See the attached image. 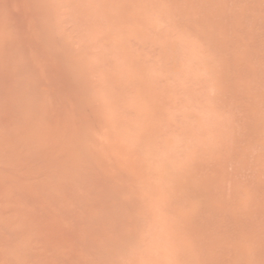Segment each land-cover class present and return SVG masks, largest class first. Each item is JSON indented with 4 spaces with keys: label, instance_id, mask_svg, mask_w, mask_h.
Wrapping results in <instances>:
<instances>
[{
    "label": "bare ground",
    "instance_id": "1",
    "mask_svg": "<svg viewBox=\"0 0 264 264\" xmlns=\"http://www.w3.org/2000/svg\"><path fill=\"white\" fill-rule=\"evenodd\" d=\"M86 1L90 6L88 4L86 6V3H83L81 0H0V264H111V262L121 258V254L125 247V239L133 229H139L140 232L138 245H140L144 237L145 240H149L151 243L150 244L149 241H143L144 246L145 244H147L146 247L148 246V248L152 247V244L155 247L161 246V244L155 245L160 242V233L154 230L157 229L154 228L157 225L152 223L153 219H155V215L158 214L153 213V206H155L153 203L159 198L156 204H161L162 212L164 213L165 208L166 211H169L172 209L171 206L174 207L173 203L176 207V202L179 198L177 199L178 196L175 197L177 194H175V192L181 188H185L188 191L187 197L189 198L188 201L190 202L189 206H191V210L189 212L187 210L188 213L185 215L186 219L184 218L185 220H183H187L189 223L186 222L188 224L187 226H185L186 223L183 224L184 227H188V229L186 228L185 232V228L181 225L183 229H179L181 233L178 234V236L181 234L183 237L187 236L190 240V242L187 243L194 248L190 251L189 249L184 250V248L181 247L182 250L186 251V253L187 251H195L193 252V256L182 251L184 252L183 256L181 255L182 252L179 253L180 251L176 250L177 253L173 250L178 256L180 255L179 257L176 255L179 259H187V256L190 255L191 257L188 256L189 259L192 258V261H198L200 264H264V192L262 191L264 189V177L262 176L263 179L258 180L260 184L259 188H262L260 193L257 191L258 195L257 193L255 194L257 195L256 198H259L258 200L252 197L251 193L250 196L248 195L249 198L247 196L248 193H241L243 189L246 188L245 190H247L248 187L246 186H249L250 183H245V185H243L244 188L241 186L244 181L241 183V181L239 182L238 180V185L241 184L239 185L240 187H234L238 193L235 191V195L230 198V201H227L225 197L228 195L225 196L224 193L223 196L222 191L228 190L227 186L230 184V179L228 185H225L227 187L226 189L221 190L222 188L214 185L218 184L215 183L217 176L221 179L218 178L219 181L217 180V182H222V178L224 182L234 175H229L230 172H233L232 169L234 167L232 168V165H230L231 171H229V173L226 169L229 168L227 165L229 164L228 162H231V159L228 162L221 161V163L217 160V163L214 160L212 161L211 157V161L205 163L200 162V167L202 165L203 169H207L209 175H204L205 177L202 175L203 178H201L197 171L195 174L197 176L199 174V176L198 178L195 176L197 179L194 180L191 179L190 173V176H184L182 174L183 172L181 173L182 175L179 174L180 171H177V174L173 166V169L169 168L168 164L172 157L169 159L168 164L164 161L167 159V156L164 155L166 153H164V149L167 151L168 148L169 151V146L175 149L174 147L179 145L176 142L177 140H175L177 134L175 135V133H173L175 135L174 137L171 132H169V134L168 131H165L170 126V122L167 123V112L169 110L165 109L168 97L166 100L165 95L166 92L169 96V93L173 95L176 91L170 88L167 91L166 87L169 86L168 79H166V81L164 79L163 81V77L161 78V74H159L160 71L157 74L155 69L157 67L155 66L154 75L152 73L154 72L153 69H150L148 74L144 77H139L138 75L139 70L145 68V61L148 62L152 60L150 57L155 54V52L150 55L151 51L157 48L154 49L156 45L154 42L153 44H149V42L154 40L151 39L152 36H150L149 32H146L145 35L142 33L146 27L147 29L145 31L150 29V27L148 29V26L150 25L149 22L152 23V18L150 19L151 21L148 20L149 25L144 23L146 26H144V29L141 25L142 28L139 27L138 24L140 23L138 21L137 24L135 22V19L139 15L143 16L142 18L144 20H140L142 18H139L143 25V21L148 17L145 13L148 8L144 2L146 1L148 3V7L149 2L147 0L141 2L142 4L140 6L143 5V7H141L143 11H141L142 9L140 10V6L137 8V4H135L136 6L134 5L135 11L139 9L136 12L139 13L141 11L140 14L137 15V13L135 14V12H133V4L136 0H129L132 5L128 4V0H125L126 2H124V5L127 7L125 10L128 12L133 9V11H129V16L127 14V16H125L126 20L124 21L122 20L124 17L121 18L118 16L119 19L115 17V19L120 20L121 23L119 22V24L116 20L112 19L114 22L113 24L111 19L107 21V16L105 15L108 14L109 17L111 13L110 10H116L117 8L115 9L112 7L109 13L107 12V14H105V10L101 8L104 5V1H91L93 4L97 2V6H100L97 7L95 4L97 8L90 4V0V3L88 0ZM100 1H102L101 4L98 3ZM116 1L118 2V0ZM121 1L123 2V0ZM187 1L189 2V0ZM187 1L184 0V3H182L185 4ZM247 1L254 3L251 9L255 11L253 14L249 15L252 13L250 12L249 2L246 5L245 1L241 0V3L245 5L244 8L249 5V9L242 10L243 5H240L242 10H240V14L245 15L248 13L245 16L248 18L251 16L254 22L253 24H255L257 22V16L254 15V13L256 14L258 12V18L262 21L260 22L258 20V22L262 24L258 23L259 25L257 24L254 26L252 24L251 28L255 30V33L250 34V32L247 31L245 32L247 36L244 35V37L240 36L242 28L239 29L241 30L240 32L238 31L239 37L235 36L234 32L235 38L227 28V31L229 34L231 33L232 37L229 36L233 39L221 42L220 44L221 49L225 48L227 50V57L225 51H220H222L225 58L228 59L230 72H226L227 69H224L227 76L229 77V74L233 73L241 75L248 80L251 74V71L248 72L250 66L247 65L248 61L250 63L251 58L254 59V57L257 56L261 58L264 57V51L260 46L259 49L257 48L258 45L264 42V0H262L263 3H261V0H246V2ZM137 2L140 4L139 0H137ZM188 2L186 4H188ZM191 2H189L188 5L185 4L187 7L182 6V3L179 4L174 1V3L177 4L175 7L172 2V5L176 8L175 10L173 9V13H176V11L179 12L181 8H186L185 10H187L188 13ZM209 2L206 3L210 4ZM236 2L238 3L237 0ZM109 3L112 2H107L104 7ZM116 4L114 5L117 6ZM178 4L181 7L178 6ZM110 5H108V8ZM201 5L204 6L203 4ZM152 6L154 5L152 4ZM193 6L196 5H192V8ZM99 8L101 11L103 10V12L96 13V9L100 11ZM152 9L150 7L149 11H147L150 17ZM197 9H195L196 12L194 11L195 14L193 13L195 16L199 11H197ZM122 12L125 15L124 10ZM143 12L146 15L143 14ZM214 12L216 11L214 10ZM214 12H212V14L216 16ZM221 12L222 18L223 11ZM236 12L237 11H235V14ZM181 13L179 12L180 16ZM225 14L226 13H224V16ZM179 15H175L174 19L178 20V18H180ZM207 15L209 14L206 12L204 19H202L203 21H205V19L208 21V18L211 19ZM111 16V18H114L113 13ZM188 16L190 15L188 14ZM191 16L195 19L193 15ZM254 16H256V18H254ZM131 17L135 18L134 25L131 23L133 19ZM200 18L201 16L198 17L199 21ZM226 18L228 20V17H224V19ZM104 19L106 22H104ZM128 19H130V22ZM212 19H214V17H212ZM183 20L186 22L184 16ZM183 20L180 19L177 21L179 22V26L185 24ZM234 20L237 19L234 18ZM122 21H126V29H129L131 26L129 33H127V31L124 32V29L123 33H121V25L122 28H125V24ZM127 21L130 26L127 24ZM193 21H196V19ZM217 21L219 22V18L218 20L214 19L211 21V24L213 25V23ZM244 21L246 22L247 19ZM221 22V25L219 24L220 26H216L222 29L225 25ZM232 22L234 23V21ZM238 22L240 21L238 20ZM118 24L120 28L117 27ZM208 24L210 23H207V25ZM191 25L186 22L183 29H185V26L188 29L187 26H189V28L192 27L195 32L196 28L199 27L196 26L194 29L193 26L195 25L193 23H191ZM249 25L250 24H248V27L250 28ZM133 26L139 30L143 29L140 33H137L141 34V36L143 34V37L140 35L139 37L141 38V42L143 40L142 44L144 45L141 47L142 49L144 48V51L139 50L141 44L138 45L137 42L140 41V38L135 36L138 41L135 38L134 42L132 37H130L131 33L134 38L133 32H130ZM255 26H259L257 27V31ZM203 28H205L204 25ZM206 28H210V26L208 25ZM151 30L152 29H150V33L153 34ZM190 30L191 29H189V32ZM194 32L193 35L197 34L199 37L200 30L199 32L196 30L195 34ZM211 32L209 31L210 35L212 34V36H214L215 34L213 31ZM190 33H192V30ZM147 34L149 35L147 36ZM204 34L203 32L201 36ZM217 34L218 33H216V35ZM222 34L223 33H221V35ZM145 36L148 38L150 36L151 41ZM204 36L205 38L206 36L209 37L208 34ZM214 38L218 41V39H216L217 37ZM218 38H220V36H218ZM224 38H226V36ZM157 39L154 41L157 42ZM158 40H161V38L159 37ZM164 40H161L162 43H165ZM111 43H115V46ZM157 43L159 45L160 41ZM161 44L160 46L163 45ZM217 44H219V42ZM244 44L255 46V48H253V50L256 49L255 51L248 50L251 56L253 55L254 57H251L249 52H246V50L249 49L247 46V49H242V45ZM129 45H133V47L139 49H135L133 53L132 50H134V48L130 50ZM149 45L151 47L153 46L152 48L154 50H152ZM113 47L114 49H110ZM162 48H165V46L157 48L160 51H156V55H154L155 58H158L156 56H159V52L161 53ZM229 48L231 49L228 50ZM250 48L252 49L251 46ZM138 50L143 53L146 51L145 56H150L149 58L151 60H147L149 58L146 59L145 56L143 57L144 54L141 55ZM164 52L165 51H163V54L161 53L159 57H166L164 56ZM142 58H144L143 61L141 60ZM221 59L223 60L222 57ZM118 60H122L121 64L123 62V65H121ZM164 60H166V58ZM261 60L264 62L263 58ZM116 62L118 65L115 64ZM164 65L165 63L161 64L159 67L163 68ZM163 69L161 73H165L167 78V70L165 71L166 67ZM256 69L261 71L258 65ZM151 70L153 77L156 75L152 80V76L149 73ZM220 70L221 69H219V71ZM221 73L219 72V75H221ZM227 76L223 77L227 78ZM257 76L259 77L260 75L257 74ZM156 77L158 78L157 81L155 79ZM263 77L264 76L261 78L260 76L257 81L264 87V84L261 83ZM250 79L254 80L251 77ZM221 80L220 85L222 86L221 90H223V88H225L223 84L227 83L225 82L227 80L223 81V78H221ZM232 80L235 81L237 79ZM151 81H153L154 87ZM254 81H252V84L247 82L248 86L249 84L250 86L256 84ZM259 82H257L256 87H254L256 90L260 87ZM247 83H240V85H244L243 87L241 86L242 88L239 87L240 85L238 84V86H233V90H235V97L233 95L234 99L237 98L238 100H242L244 104L236 103L234 100L233 102L236 103L235 105H237V107L239 105V110L242 108V112L250 119V121H248L249 119L245 118L247 121L246 126H242L243 130L244 128L246 130V132L243 131V133L245 132V136L240 134V137L244 136L241 142L242 140H246L248 146L250 145L251 147V144L248 143L249 141L253 140L256 141V144L257 142L259 144L262 139H264V112L261 114L259 108L260 105L263 107V104L260 103L263 97L260 98V100L258 98L260 101L258 102L260 104L258 106L254 98L257 99L259 92L257 93L253 88L252 91L257 93L256 97L253 96L249 88L250 86H246ZM155 85H158L159 87H157L159 89L156 88ZM226 86L227 88L225 89H228V84ZM154 88H156V92ZM243 88L246 89L244 90ZM260 88L262 89V87ZM229 91L228 89V92ZM233 92L234 91H232V93ZM176 94H174L173 97H178ZM261 95L260 93V96ZM228 101L229 99L227 102ZM172 103H175V101H172ZM225 104L222 105L226 107L227 105L225 106ZM231 105L233 104L231 103ZM215 107L217 108V105ZM228 108L230 109L229 105ZM229 109L225 108L224 112L222 109L220 111L225 113V110L227 112ZM166 110L168 111L166 112ZM239 110H237V114L241 113V110ZM105 113H107L110 118L106 119ZM169 116L172 120V113ZM239 116L240 115L237 117ZM244 121L245 120H243V123ZM165 123L166 125L168 124V127L166 126L167 128H165ZM215 123L216 122H214V124ZM170 124L178 125L176 120L174 123L171 122ZM181 124L182 126L184 125L182 122ZM177 125L175 126L177 127ZM240 125L242 124H239V127H241ZM176 127H174L173 130H175ZM236 127H238V125ZM170 130H172V128H170ZM209 131L211 132L213 130L209 129ZM209 131H205L204 133L207 134ZM165 132H167L168 138H174V143H176L175 146L174 143L171 142L172 145L166 146L168 142ZM204 133H202V135L206 136ZM212 133L213 132H211V134ZM185 134H187V132H184V135ZM211 134L209 133L210 136ZM184 135L182 136V134H180V137L182 136L184 138ZM236 135H238V133ZM213 136L214 135H212V137ZM187 137L184 139H189V141H191V136L189 138L187 135ZM199 138L200 142L198 138L196 139L198 140L197 145H195L196 147L199 143L203 144L205 142L204 144H206L207 142H202L203 140L201 141V137ZM210 141L212 142V140L208 142ZM193 143H196V141L192 142V148L194 145ZM212 143L213 146H215V142ZM204 144L202 150L206 147ZM209 146H211L210 143ZM186 147L188 150V144ZM190 147L188 151L192 153L193 150L191 151ZM208 147H206V149ZM220 147L221 146L218 147L219 150H224V146H222L223 148L221 147L222 149H220ZM181 149L182 147L180 146V150ZM215 149L213 148V150H211L209 147V149H207L208 151H204L205 153L202 152L204 155L208 153L211 156L212 154L209 152L212 151V153H214L216 151ZM187 150L184 152H187ZM221 151L219 152L220 154L222 153ZM245 153L246 152L240 148L239 152L234 154V158H232L234 160L238 155L243 157L242 155ZM257 153L259 156L260 153ZM208 154L207 156L209 158ZM196 155L199 157L198 153ZM204 155L203 161H205L204 159L208 160L204 158ZM214 155L215 153L212 155L215 158L216 155ZM221 155L224 156L225 153ZM261 155L263 157L256 162L259 166L261 165L260 167L264 165V154L261 152ZM193 156L195 157V155ZM220 156L218 158H220ZM194 157L192 158V162H195L196 157ZM178 158H180V156H178ZM173 159L171 161L172 164H175L174 167L176 166V168H178V163H175V160L173 163ZM183 159L184 161L186 160L182 158L181 164ZM198 159H200V157ZM187 161H185V164ZM203 164H205L206 167ZM245 164L247 165V162ZM183 165L184 164L181 166L184 167ZM239 165L241 167V163ZM239 165L237 157L238 167L235 168H238L240 171L238 170L235 174L238 172L241 173V171L246 169L242 165L244 168L241 170ZM263 167L262 169L264 170ZM180 168L181 167H179L178 170ZM190 168H193L195 171L199 170V166L197 167L196 165L195 167L191 165L189 169ZM191 173L193 174L194 172ZM226 173H228L227 176L229 175L228 178L226 176L221 177L220 174L226 175ZM242 173L245 175L247 171ZM214 176H216L215 179L212 178ZM248 178L250 177L248 176ZM237 179H240V177ZM234 180H236V177L233 181ZM244 180L247 179L244 178ZM221 182L220 184H222ZM253 183L254 185L252 184V186L255 187L257 183ZM229 186H231V184ZM168 188H172L171 190L174 191L173 194H175L173 199H170L173 194L170 192L167 193L171 194H169V197H166V199H170V203L172 202L171 206L168 205V199L165 200L167 203L162 201L164 200L162 199L164 198L162 195H164L165 191H168ZM239 189L241 190L239 191ZM227 190L224 192H227ZM250 190L249 192H251ZM260 194H263L260 196L261 198L259 197ZM180 196L181 194L179 197ZM183 197L181 199L185 198ZM160 199H162L161 203L159 202ZM152 201L153 203L151 205L153 208L151 211V205L149 208V203ZM183 201L182 203H184ZM253 202H257V205H250ZM163 203L167 204V207H162ZM178 206L176 208H178ZM182 207H186L185 203L182 204ZM160 209H155V212L158 210L160 213ZM166 211L165 213L168 214V216L166 214L164 216L162 212L160 213L161 215H159L165 219L162 220L164 224L166 222L165 225L167 229H169V223L170 227L172 226L170 229L178 227L176 225L174 226L172 222L173 219L171 218L175 215L176 209H173V214L170 212L167 213ZM166 216L170 217L167 218ZM158 217L156 218L160 219ZM167 219H171V222L168 221L169 223H167ZM156 221L162 223L161 219L160 222L159 220ZM156 221L155 223L157 224ZM150 223H152L153 226H150ZM148 225L152 227L151 230L156 232L155 234L158 232V239L153 233L152 236H147V233H145L146 236H144V232L147 231ZM160 225L158 226L159 229L161 228ZM165 231L166 233H170L165 229L163 233ZM174 232L175 231H173V233ZM177 233H179V231H177L176 234ZM170 235L171 237L167 236L168 238H165V240L168 239L169 242L175 241L176 235ZM149 236L153 238L149 239ZM178 236L176 237L178 238ZM151 239H153V242H156V240L158 242H154V244L151 242ZM184 239L185 237L183 240ZM165 240H163V245H166ZM176 242L178 243V240L175 241V244ZM169 244L171 243H167V245ZM189 245L186 246L185 244L184 247L187 249ZM140 246L141 248L139 247V250L142 249V244ZM169 246L172 247V245ZM171 247L170 249H173ZM191 247L190 249H192ZM148 248H145L146 252L151 249ZM168 248L167 246V250L170 251ZM158 249L157 247V251ZM143 250L144 249L139 252ZM159 250H161V248ZM156 252H153V254H155V257H153L156 258L155 261L158 259V254H156ZM166 253L165 255L174 259L175 254L172 253L174 255L172 257L168 252ZM149 254L151 255V253ZM158 256L160 257V255ZM162 256L164 255L162 254ZM137 257L139 259L140 257L145 258L143 255H137ZM141 259L140 261H142ZM148 259L150 260L151 258ZM152 260L150 262H154V260ZM163 260L159 259L160 262L157 261L159 264L166 263V261ZM157 261L154 263L157 264ZM143 262L147 264V260ZM168 262L167 260V263Z\"/></svg>",
    "mask_w": 264,
    "mask_h": 264
},
{
    "label": "rangeland",
    "instance_id": "2",
    "mask_svg": "<svg viewBox=\"0 0 264 264\" xmlns=\"http://www.w3.org/2000/svg\"><path fill=\"white\" fill-rule=\"evenodd\" d=\"M81 1H83V3H86V6H87V1L86 0H81ZM93 2V0H90V2ZM98 1V0H97ZM102 1H104L103 3H104V5L105 4H107V2H112V3H109L108 5H110V4H112V5H110V7L108 8V5L106 6V7H104V5H103V7H101L103 10H105V14H107V12L109 13V10H110V8L112 9V7L113 8H117L118 9V11H117V9L116 10H110V15H109V17H108V14L107 15H105V16H107V21L109 20L110 21V19L112 20H116L117 18L119 19V17H124L122 20L124 21V20H126L125 18V16H127V14H128V16H129V11H133V9H134V11L133 12H135V14L137 13V15L138 14H140V12L141 11H143V9L141 8V7H143V5L142 6H140L142 3L141 2H144L145 0H139V2H140V4L137 2V0H136V2H134V4H133V6L135 5V4H137V8H138V6H140V12L138 13V12H136V11H138L139 9H137L136 11H135V6H134V8L133 9H131V10H129L128 12H127V10H125V9H127V7H125V3L124 2H126L125 0H123V2L121 1V0H118V2L116 1V3H115V1H111V0H102ZM102 1H100V2H98V3H100L101 4V2ZM131 1H133V0H131ZM148 2H149V7H148V3L145 1L144 3L147 5V8H148V10H144L145 11V13L147 14V18H145V13L143 12V14H145L144 15V18L146 19L145 21L147 22H145V21H143V25H142V21L140 22V20H144L142 17L143 16H138L136 19L134 18V17H131V18H133L132 20H131V23H133V25H134V19H135V22H136V24H137V21L140 23V24H138L139 25V27H143V29H144V23L145 24H148V20H150L151 18H152V23H150L149 22V26H148V29H149V27H150V29H152L151 30V32L153 31V34H151L150 33V29L148 30V31H145L146 29H147V27L145 28V30L144 31H142L143 29H141V30H139L138 28H136V27H134L133 26V30L131 29V31L130 32H133V35H134V38H133V36L131 35V33H130V37H132V39H133V41H134V39L137 37V38H140L139 37V35L141 36V34H138L137 32H139L140 33V31H142V33H144V35H145V33L146 32H149V34H150V36H152V38L149 36V38L147 37L149 34H147V36H145L146 38H148V39H159V37L161 38V40L163 41L164 39V41H165V43L163 42L162 43V41L161 40H158L157 39V42L158 41H160V43H159V45H158V43L156 42V41H154V40H152L151 41V39L149 40V41H151V42H149V44H153V42L157 45H155V47H154V49L157 47V48H160V47H164L165 46V48H162V51H161V53L163 54V51H165L164 52V56H166V57H164V59L166 58V60H164V61H166V62H163L162 64H164L165 63V65L163 66V68L164 67H166V69H165V71L167 70V78H166V75H165V73H164V71H163V73L164 74H162L161 72H162V69L163 68H161V67H157V68H155L156 69V71H157V74H158V72L160 71V73L159 74H161L160 76H161V78L163 77V81H164V79H165V81H166V79H168V85L169 86H167V82H166V89H167V91L169 90V88L170 89H172V90H175L176 92L174 93V94H176V95H178V97H179V99H178V97L177 96H175V97H173L174 96V94L173 95H171V93H169L170 94V96L167 94V92H166V100H167V97H168V102H166V106H165V109H168V110H166V112L169 114V115H171V113H172V120H171V118H170V116L167 114V116H168V118H167V123L168 122H172V123H174V121L176 120V122L178 123V125L177 124H170L169 123V125L171 126H169L168 127V124L166 125V123H165V128H167L165 131H168V133L169 132H171L172 133V135H174L173 133H175V135L177 134V137L176 138H178V135H179V141H178V139H176L175 138V140H177L176 142H177V144H179V145H176L175 146V144L176 143H174L175 142V140H174V138L173 137H171V138H168L167 136H168V134H167V132H165L167 135H166V139H167V147L171 144V143H174V148L175 149H173V147H170L169 146V148H170V150L168 151V148H167V151H165V149H164V155L165 156H167V159H165L164 161H166V163L168 164V161H169V159L172 161V159H173V163H174V160H175V163H178L177 164V166H179V167H181L179 170H178V168H176V166L174 167V165L175 164H172V162L171 161H169V164H168V166H169V168H172V166H173V168L176 170V172L178 171H180L179 172V174L180 175H184V176H190L191 177V179L192 180H194V179H197L198 178V176H199V174H200V176H201V178H203L202 177V175L204 176V175H209V172H208V170L207 169H203V167H202V165H201V167H200V165H199V163L201 162V163H205V162H208V161H211V157H212V161L214 160V161H216L217 162V160H218V162L219 163H221V161H226V162H228L230 159H231V162H228L229 164L227 165L229 168H226L227 169V172L229 173V171H231V167H230V165H232V168L234 167H238L237 166V157H238V165L241 163V167H240V165H239V167H240V169L242 170L244 167L246 168V169H248L249 168V165H250V168L248 169V170H246V169H244L243 171H241V173H237V174H235V172H237L239 169L238 168H233L232 169V171L233 172H230L229 173V175L230 174H234V175H230L231 176V178L229 177V175L227 176V174L228 173H226V175H224V174H220L221 175V177H229L228 179H226L224 182H223V178H222V184H220V182H217V180L219 181V179H220V177L219 176H217V179H216V182L215 183H218V184H215L214 186H218L219 188H222L221 190H223V189H226L227 187H228V190H227V192H224V191H226V190H223L222 192V195L225 193V196L226 195H228L227 197H225V199L227 200V201H230V198H232L234 195H235V191L238 193V191L236 190V188L234 189V187L235 186H239V185H241V184H239L238 185V180H239V182L241 181V183L243 182V184L241 185V186H243V185H245V183H250L249 184V186H246V187H248L247 188V190H245V189H243L242 191H241V193L243 192H245V194L246 193H248L247 194V196L249 195L250 196V193H251V195H252V197H255L256 198V196L258 195V193H260L261 192V190H262V188H259V183H258V180H261V179H263V177H264V170L262 169V167L264 166H262V167H260L259 166V164L258 163H256V162H258V160H260L263 156L261 155V152H262V154H264L263 153V151H264V139H262V141H261V143H259L260 144V146H259V144H258V142H257V144H256V141H253V140H251V141H249L248 143H250L251 144V147H250V145L248 146V144H247V141L245 142V141H243L242 140V142H241V139L242 138H244V136H245V132H246V130H245V128H244V130H243V127L242 126H246V123H247V121H246V119L245 118H247V119H249L248 117H246L247 115L244 113V112H242L243 111V109L242 108H240V110H239V105H238V107H237V105H235L236 103H239V104H241V103H243L242 102V100H238L237 98L236 99H234V97H235V95H234V93H235V90H233V86H235V85H240V83L241 84H243V83H247V82H249V83H251L252 84V81H254L255 79V83L257 84V82H259V81H257L258 80V78L261 76V78H262V76H264V62L261 60L262 58L264 59V57H259V56H257V57H254L253 55V57H254V59H252L251 58V62H253V63H249V61H248V66L250 65L251 66V70H250V66H249V70H248V72H250L251 71V74L249 75V79H250V77L251 78H253L254 80H252V79H246V78H243L241 75H238V74H233V73H231V74H229V77L227 76V73H225V68L227 69L226 70V72L227 71H229L230 72V67H229V63H228V59L227 58H225V55H226V57H227V50L225 49V48H223V49H221V47H220V44H221V42H225V41H230V40H232L231 39V33L233 34V37L235 38V36H238L239 37V34H238V31L240 32L241 30H239V29H241L242 28V34L240 33V36L241 37H244V35H246L247 36V33H245V32H250V34H254L255 33V30H253V28H251L252 27V24L254 23L253 22V20H252V17L251 16H249V15H251V14H253V12L255 11L254 9H253V11H252V9L251 8H253L252 7V5H254V3L253 2H249V1H247L246 2V0H244L245 1V3H246V5L248 4V2H249V4H250V9H251V11L250 12H252V13H250L248 16H249V18L247 17V16H245V15H247V14H245V15H243V14H240V10H241V7H240V5H243V7H242V10H248L249 9V7L248 6H246V8H244V3H241V0H237L238 1V3L236 2V0H189V2H191L190 3V8H188V13H187V10H185V9H180V8H177V9H180V13H181V16L179 15V12H177L176 11V13L174 12L173 13V9L175 10L176 8V5L177 4H175L174 3V1L176 2V3H179V4H181L182 2L184 3V0H180V2H179V0H170V1H167V0H151L152 1V4L154 5V6H152V4H151V1L150 0H147ZM178 1V2H177ZM187 1V0H186ZM203 2V1H205V2H203V3H201V2ZM224 1V2H223ZM243 1V0H242ZM251 1V0H250ZM254 1V0H253ZM88 2H89V0H88ZM89 2V3H90ZM90 3L92 6L94 5L95 6V4L97 3ZM172 2H173V4L175 5V7H174V5H172ZM188 2V1H187ZM186 2V3H187ZM189 2H188V4H189ZM195 2H197L198 4H199V6H198V4L197 3H195ZM209 2L210 4H207V3ZM264 2V1H263ZM262 2V0H261V3H263ZM133 3V2H132ZM143 3V4H144ZM171 3V4H170ZM182 3V6H185V4H183ZM193 3V4H192ZM207 5H206V4ZM222 3V4H221ZM226 5H225V4ZM237 3V4H236ZM99 4V5H100ZM114 4H116L117 6H115ZM127 4V3H126ZM128 4H131V2L128 0ZM127 4V5H128ZM139 4V5H138ZM178 4V6H180ZM188 4H186V5H188ZM196 5V6H198V7H196V6H193V8H192V5ZM201 4H203L204 6H202ZM256 4V3H255ZM264 4V3H263ZM89 5V4H88ZM114 5V6H113ZM126 5V6H127ZM132 5V4H131ZM146 5H145V8H146ZM219 5V6H218ZM90 6V5H89ZM93 6V7H94ZM96 6H97V4H96ZM95 6V7H96ZM120 6V7H119ZM122 6H123V9H122ZM172 6V7H171ZM177 6V7H178ZM202 8H201V7ZM225 6V7H224ZM258 6V5H257ZM97 7H100V6H97ZM96 7V8H97ZM119 7V8H118ZM150 7H151V9H152V11L150 12L151 13V17H150V15L147 13V11H149V9H150ZM155 7V8H154ZM181 7V6H180ZM185 7H187V6H185ZM205 7V8H204ZM209 7V8H208ZM212 7H213V9H212ZM214 7H215V9H214ZM240 7V8H239ZM263 7V6H262ZM144 8V9H145ZM146 8V9H147ZM198 8V9H197ZM264 8V7H263ZM108 11H107V10ZM120 9V10H119ZM154 9H156V10H154ZM172 9V10H171ZM195 9H197V11H198V13L196 14V16L194 15L195 14V12H196V10ZM207 11H206V10ZM209 9V10H208ZM219 9V10H218ZM99 10H100V8H99ZM103 10L101 11H98V9H96V13H101V12H103ZM124 10V12H125V15L123 14V11ZM204 10V11H203ZM214 10L216 11V12H214ZM239 11L238 12V15L236 16V14H237V12H236V14H235V11ZM241 10V11H242ZM117 11V12H116ZM195 11V12H194ZM209 14V15H207L208 17H210L211 19H209L207 16V18H208V21H206V19H205V21H203L202 19H204V15L206 14V12ZM221 11H223V16H222V18H221V14H222V12ZM119 12V13H118ZM132 12V13H133ZM172 12V13H171ZM205 12V13H204ZM212 12H214V15H216V16H213V14H212ZM112 13H113V16L115 15V13H116V15L114 16V18H111L112 16ZM118 13V14H117ZM131 13V14H132ZM194 13V14H193ZM224 13H226L225 14V16H224ZM233 13V14H232ZM142 14V13H141ZM173 14H175V15H179L180 16V18H178V20H183V16H184V18L186 19V22H187V24L188 23H190V25H191V23H193L195 26H193V28L194 27H196V26H199V27H197L196 28V30H198V32H199V30H200V32H199V37L197 36V34H195V32H196V30H195V32H194V30L192 29V27L191 28H189V26H187L188 27V29L186 28V26H185V29H183L184 28V25H186V22H185V24L184 25H180L179 26V22H177L178 20H176V19H174L175 18V15H173ZM188 14L191 16V15H193V17H195V19H196V21H193V20H195L194 18H192V16H191V18H190V16H188ZM240 14V15H239ZM122 15V16H121ZM133 15V14H132ZM131 15V16H132ZM136 15V16H137ZM173 15V16H172ZM197 15H198V17H200L201 16V18H200V21L198 20V17H197ZM232 15V16H231ZM233 15H234V18L235 19H237V20H234V18H233ZM242 15H243V17H242ZM254 15H256L257 16V22L255 23V24H253V26L254 25H257L258 23L259 24H262V23H260V22H262L258 17H259V14H258V12L255 14L254 13ZM119 16V17H118ZM134 16V15H133ZM203 16V17H202ZM220 16V17H219ZM236 16V17H235ZM242 18H241V17ZM253 16V15H252ZM256 16H254V18H256ZM115 17H116V19H115ZM182 17V18H181ZM212 17H214V19L216 20H218V18H219V22L217 21L215 24L213 23V25L211 24V21H213L214 19H212ZM217 17V18H216ZM224 17H228V20H227V18L226 19H224ZM120 18V19H121ZM139 18H142V19H140L139 20ZM233 18V19H232ZM238 18H240V19H238ZM244 18V19H243ZM253 18V19H254ZM260 18H262V17H260ZM230 19V20H229ZM243 21H242V20ZM247 19V21H248V24H250L249 26H250V28L248 27V24H247V21L245 22L244 20H246ZM249 19V20H248ZM113 20L111 21L113 24H114V22H113ZM129 20V22H130V19H128ZM175 20H176V22H175ZM198 20V21H197ZM224 20V21H223ZM226 20V21H225ZM238 20L240 21V22H238ZM258 20L260 21V22H258ZM117 21V23H119L120 22V20H116ZM122 21V22H123ZM133 21V22H132ZM151 21V20H150ZM222 21V22H221ZM232 21H234V23L232 22ZM242 21V22H241ZM104 22H106L105 21V19H104ZM129 22L127 21V24L129 25ZM205 22H206V25H207V23H210V24H208L209 26H210V28H206V27H208V25L206 26L205 25ZM220 22L221 23H223V25H225L222 29H221V27L219 28V27H217L219 24H220ZM238 22V23H237ZM246 24H244V23ZM121 23V22H120ZM119 23V24H120ZM124 24H125V28H122V25H121V33H123V29H124V32L125 31H127V33H129V30H130V28H131V26L129 27V29H126V21L125 22H123ZM130 23V24H131ZM181 23L183 24V22L181 21ZM203 23V24H202ZM218 23V24H217ZM119 24H118V26L117 27H119ZM258 24V25H259ZM117 25V24H116ZM132 25V24H131ZM138 25H136V26H138ZM141 25V26H140ZM203 25L205 26V28H203ZM212 25V26H211ZM217 25V26H216ZM221 25V24H220ZM219 25V26H220ZM192 26V25H191ZM201 26V27H200ZM227 26V27H226ZM243 26H245V27H243ZM249 28H247V27ZM257 27H259V26H257ZM256 26H255V29H256V31H257V28ZM120 28V27H119ZM136 28V29H135ZM201 28V29H200ZM229 29V31L231 32L230 34H229V32L227 31L228 29ZM189 29H191L192 30V33H190L191 32V30H190V32H189ZM195 29V28H194ZM138 30V31H137ZM244 30V31H243ZM117 31V30H116ZM188 31V32H187ZM209 31L211 32V31H213V33L215 34H213L214 36H212V34L210 35V33H209ZM226 31V32H225ZM118 32H119V29H118ZM135 32V33H134ZM193 32H194V34L195 35H193ZM203 32L205 33L204 35H207L208 34V36L210 37H207L206 36V38H205V36L204 35H202L201 36V34H203ZM223 33L222 35H221V33ZM234 32H235V36H234ZM212 33V32H211ZM216 33H218L217 35H216ZM249 34V33H248ZM231 37H230V36ZM120 36V35H119ZM136 36V37H135ZM162 36V37H161ZM201 36V37H200ZM218 36H220V38H218ZM226 36V38H228V39H226V38H224ZM141 37H143V34H142V36ZM154 37V38H153ZM214 37H217L216 39H218V41L217 40H215V38ZM136 38V40L138 41V39ZM163 38V39H162ZM237 38V37H236ZM143 39V38H142ZM145 40V39H144ZM146 41V40H145ZM135 42V41H134ZM219 42V44H217ZM138 43V45H140V49L139 48H135V47H133V45L131 46V45H129L130 46V50H131V48L133 49L134 48V50H132V52L134 53L135 52V49H139L140 51H144L143 49H142V45H144V44H142L143 43V40H142V42H141V38H140V41L139 42H137ZM163 45H162V44ZM112 44V43H111ZM111 44H110V46H111ZM118 44V43H117ZM131 44V43H130ZM160 44L162 45V46H160ZM113 46H115V43L114 44H112ZM137 45V46H138ZM142 46V47H141ZM150 46V45H149ZM159 46V47H158ZM220 48H219V47ZM243 46V48L242 49H247V47L249 48V49H247L246 50V52H249V51H255L256 49H254L253 50V48H255V46L253 47L252 45H248V44H244V45H242ZM247 46V47H246ZM250 46L252 47V49L250 48ZM259 46H260V48L264 51V49H263V47H264V42H262L260 45H258V49H259ZM153 47V46H152ZM151 46H150V48H152ZM156 48V50H154L153 48H152V50H154V51H151V53H150V51H149V49H148V52L150 53V55L152 54V53H154L155 52V54H153L152 56H153V58H155V56L154 55H156V51L158 52V51H160L159 49H157ZM234 48V47H233ZM110 49H114V47L113 48H110ZM231 48H229L228 50H230ZM235 49V48H234ZM234 49H232V50H234ZM139 50H138V52H139ZM220 50H223V51H225V55L223 54V52L222 51H220ZM249 50V51H248ZM115 51V50H114ZM137 51V50H136ZM137 52V53H138ZM139 53H141V55L142 54H144L143 55V57L145 56V53H146V51L143 53V52H139ZM148 53V54H149ZM160 52H159V56H160V54H161ZM138 55V54H137ZM249 55L251 56V54H250V52H249ZM149 56V55H148ZM152 56L150 57L152 60H153V58H152ZM159 56L157 55L156 57H158L159 58ZM248 56V55H247ZM249 56V57H250ZM251 56V57H252ZM140 57V56H139ZM146 57V56H145ZM149 57H146V59L147 58H149ZM221 57L223 58V60L221 59ZM259 57V58H258ZM141 58V57H140ZM147 59V60H151V59ZM119 59V58H118ZM143 59L144 58H142L141 60L143 61ZM120 60V59H119ZM118 60V61H119ZM261 60V61H260ZM117 61V62H118ZM122 61V60H121ZM121 61H119L120 62V64H121ZM117 62L115 63L116 65H118L119 64V62H118V64H117ZM222 62V63H221ZM257 63H259V64H257ZM120 64L118 65L119 67H120ZM145 64H146V61H145ZM252 64V65H251ZM121 65H123V62H122V64ZM167 65V66H166ZM258 65V68L261 70V71H259L258 69H256V66ZM159 66H161V64L159 65ZM117 68V67H116ZM160 70H159V69ZM248 68V67H247ZM151 69H153L154 70V72H152V70L149 72L150 73V75L152 76L151 77V80H152V78H154L153 77V75L155 74V69H154V66L151 68ZM219 69H221L220 71H219ZM229 69V70H228ZM164 70V69H163ZM222 70H223V72H222ZM153 73V75H152V73ZM219 72L221 73V75H219ZM224 73V74H223ZM257 74L258 75H260L259 77L257 76ZM162 75H164V76H162ZM230 75H231V77H230ZM223 76H227V78L226 77H223ZM158 77V76H157ZM155 78L156 79V81L158 80V78ZM233 77V78H232ZM258 77V78H257ZM160 78V77H159ZM221 78H223V81H225V80H227V81H225V82H227V83H225V84H223V87H225V88H227V84H228V89L231 91H229L228 92V89H225V88H223V90H221L222 89V86L220 85L221 84ZM226 78V79H225ZM261 78H260V80H261ZM232 79H237V80H235V81H233ZM246 79V80H245ZM230 81H231V83H230ZM241 81H243V82H241ZM257 81V82H256ZM264 77H263V80H261V83H263L264 84ZM153 81H151V83H152ZM232 82H233V84H232ZM253 82V83H254ZM160 83V82H159ZM165 83V82H164ZM158 84V83H157ZM256 84H254V85H251L250 86V84H249V86H248V83L246 84V86L247 87H249L250 88V90H251V93H253V96H255L256 97V95H257V93H258V97H257V99L256 98H254L255 100H256V102H257V105L259 106L260 104L258 103V102H260L259 100H260V98H262L261 99V101L262 102H260V103H262L263 104V107H262V105H260V113L262 114V112H264V87L263 86H261V84H260V82H259V86L260 87H262V89L259 87L257 90L254 88V87H256ZM237 85V86H238ZM152 86L154 87V85H153V83H152ZM156 86V88H158L159 86L158 85H155ZM158 86V87H157ZM231 87V89H230V87ZM242 85H240L239 87H241ZM244 86V85H243ZM242 86V87H243ZM241 87V88H242ZM246 87V88H247ZM156 88H154L155 89V92H156ZM235 88H237V87H235ZM240 88V89H241ZM245 88V89H246ZM254 88V90H256L257 91V93H255V91L253 92L252 91V89ZM159 89V88H158ZM158 89H157V91H158ZM239 89V88H238ZM244 89V88H243ZM244 89V90H245ZM172 90H170V91H172ZM263 90V91H262ZM232 91H234L233 93H232ZM262 91V92H261ZM246 92H247V90H246ZM250 93V94H251ZM255 93V94H254ZM260 93L262 94L261 96H260ZM233 95H234V97H233ZM172 96V97H171ZM232 96V97H231ZM260 96V97H259ZM170 97H171V99H170ZM230 97H231V99H230ZM258 98H259V100H258ZM170 99V100H169ZM177 101H176V100ZM229 99V101L227 102V100ZM231 100V101H230ZM233 100H234V102H236V103H234L233 102ZM237 100V101H236ZM169 101H170V105H171V107H170V105H169ZM172 101H175V103H172ZM221 101V102H220ZM241 101V102H240ZM216 102V103H215ZM220 102V103H219ZM226 103V104H225ZM228 103V104H227ZM230 103V104H229ZM231 103L233 104V105H231ZM222 104H225V106L226 107H224V105H222ZM244 104V103H243ZM243 104H242V106H243ZM168 105V106H167ZM173 105V106H172ZM179 105V106H178ZM217 105V108L215 107ZM222 105V106H221ZM228 105H229V107H230V109L228 108ZM176 106V107H175ZM241 106V107H242ZM222 107V108H221ZM232 107V108H231ZM234 107H235V109H234ZM236 107H237V109H236ZM173 110H172V109ZM177 108H178V110H177ZM225 108H227V109H229V111L227 110V112H226V110H225V113H223L224 112V109ZM223 110V112H221L220 110ZM232 112H231V111ZM235 110V111H234ZM237 110H239L241 113L239 114H237ZM217 115H215V114ZM228 113V114H227ZM232 113V114H231ZM234 113V114H233ZM237 115H236V114ZM212 114V115H211ZM264 114V113H263ZM212 117H211V116ZM226 115V116H225ZM238 115H240L239 117H237ZM246 115V116H245ZM178 116V117H177ZM209 116V117H208ZM241 116H242V118H241ZM174 117H176V118H174ZM180 117V118H179ZM226 117V118H225ZM235 118V119H234ZM215 119V120H214ZM228 119V120H227ZM242 121H241V120ZM178 120V121H177ZM213 120V121H212ZM243 120H245L244 121V123H243ZM184 124L183 126H182V124H181V122ZM248 121H250V119L248 120ZM214 122H216L215 124H214ZM199 124V125H198ZM239 124H242V125H240L241 127H239ZM245 124V125H244ZM173 125H174V127H176L175 125H177V127L175 128V130H176V132H175V130H173L174 129V127H173ZM238 125V127H236ZM167 126V127H166ZM180 126V127H179ZM220 126V127H219ZM183 127V128H182ZM218 127H219V129H218ZM170 128H172V130H170ZM185 128V129H184ZM234 128V129H233ZM239 128V129H238ZM180 129V130H179ZM196 129V130H195ZM209 129L210 130H213V131H211V132H213L212 134H211V132L209 131ZM231 129V130H230ZM236 129V130H235ZM241 129V130H240ZM185 130V131H184ZM192 130V131H191ZM198 130V131H197ZM180 133H179V132ZM186 133L187 132V134H185L184 135V132ZM205 131H209V133L211 134V136L209 135V133H207L208 134V136H207V134H205L204 132ZM231 131V132H230ZM238 131V132H237ZM242 131V132H241ZM243 131H245L244 133H243ZM182 132V133H181ZM198 132V133H197ZM238 133V135H236L237 133ZM240 132V133H239ZM202 133H204V135H206V136H203L202 135ZM170 134V133H169ZM180 134H182V136L184 135V138H186L187 137V135L189 136V138H190V136H191V141H189V139H184L182 136L180 137ZM199 134V135H198ZM234 134V135H233ZM244 135V136H242V137H240L241 135ZM175 135H174V137H175ZM194 135V136H193ZM196 135V136H195ZM212 135H214L213 137H212ZM169 136H171V135H169ZM203 136V137H202ZM199 137H201V141L202 142H204V141H207L206 142V144H204L206 147H208L209 146V143L211 144V146H213V143L212 142H215L214 143V145L216 146V149H215V146H213V147H211V146H209L210 148H211V150H213V148L216 150L214 153H215V158L212 156L214 153H212V151H210L209 153L210 154H212L211 156L208 154V153H206L205 155L203 154V152L204 151H208L207 149H209V147L206 149V147H205V149L204 150H202V147H204L203 146V144L202 143H199L200 142V138ZM208 137V138H207ZM236 137V138H235ZM240 137V138H239ZM188 138V137H187ZM199 139V145H201V146H195V145H197V141L198 140H196V139ZM238 138H239V140H238ZM212 140V142L210 141V142H208L209 140ZM174 140V141H173ZM182 142H181V141ZM196 141V143H193L194 145H193V148H192V142H195ZM171 142V143H170ZM188 142V143H187ZM239 142H241V143H239ZM244 143H246L247 144V146H246V144H244ZM188 144V146L191 148V151L193 150V152L191 153L190 151H188L189 150V147H188V150H187V147H186V145ZM190 144V145H189ZM238 144H240V145H238ZM252 144H254V145H252ZM255 144H256V146H255ZM263 146H262V145ZM172 145V144H171ZM180 146L182 147V149L180 150ZM219 146H224V150L220 147V149H222V151L221 150H219ZM241 146V147H240ZM262 146V147H261ZM185 147H186V149H185ZM195 147V148H194ZM198 147H199V149H198ZM239 147V148H238ZM246 147V148H245ZM250 147V148H249ZM258 147V148H257ZM166 148V147H165ZM201 148V149H200ZM241 148V150H243L244 152H246L245 154H243L242 156L244 157H240L239 155L237 156V157H235L236 159H234L233 160V158H234V154H236V153H238L239 152V149ZM263 149V150H262ZM174 150V151H173ZM178 150V151H177ZM185 150H187V152H184ZM253 150V151H252ZM259 150H261V151H259ZM174 153H173V152ZM197 151V152H196ZM203 151V152H202ZM218 151V152H217ZM222 152L221 154H223V153H225V155L223 156V155H221L219 152ZM226 151H227V153H226ZM251 151V152H250ZM259 152L260 154H259V156H258V153L257 152ZM169 154H168V153ZM176 152V153H175ZM190 152V153H189ZM201 152V153H200ZM230 153V155H229V153ZM236 152V153H235ZM240 152H242V151H240ZM187 153H188V155H187ZM194 153V154H193ZM199 154V157H200V159H198L199 157L196 155V154ZM205 153V152H204ZM221 155H219V154ZM243 153V152H242ZM247 153H249V154H247ZM201 154V155H200ZM207 154L209 155V158H208V156H207ZM220 156V158H218L219 156ZM227 154H228V156H227ZM253 154V155H252ZM170 155V156H169ZM174 155V156H173ZM193 155H195V157H196V159H195V162H192L193 161ZM203 155H204V158H207L208 160H206V159H204L205 161H203ZM164 156V157H165ZM178 156H180V158H178ZM182 156V157H181ZM189 156V157H188ZM206 156V157H205ZM218 156V157H217ZM227 157V159H226V157ZM231 156V157H230ZM164 157H163V159H164ZM189 159H187V158ZM194 157V158H195ZM201 157H202V160H201ZM217 157V158H216ZM229 157V158H228ZM233 157V158H232ZM239 157H240V159H239ZM256 157V158H255ZM166 158V157H165ZM177 159V161H176V159ZM182 158H185L186 160L185 161H190V162H188L187 161V163L185 164V161H184V159H183V161H182V164H184L183 166L184 167H182L181 165V159ZM214 158V159H213ZM221 158H222V160H221ZM241 158H243V159H241ZM255 158V159H254ZM224 159V160H223ZM199 160V161H198ZM241 160V161H240ZM197 161V162H196ZM236 161V162H235ZM217 162V163H218ZM247 162V165L245 164ZM253 162H255V163H253ZM180 163V164H179ZM192 163V164H191ZM188 164H189V167H191V165H193L194 167H195V165L198 167L199 166V170H193V168H190L189 169V167H188ZM198 164V165H197ZM235 164H236V166H235ZM205 167H206V165L205 164H203ZM244 167H243V166ZM256 167H258V168H256ZM172 168V169H173ZM260 168V169H259ZM264 168V167H263ZM187 169H188V172H187ZM193 171H192V170ZM225 169V170H226ZM237 169V170H236ZM184 170H186V171H184ZM247 171V173H245L246 171ZM198 171V172H197ZM240 171V170H239ZM252 171V172H251ZM178 172H177V174H178ZM183 172V173H182ZM185 172V173H184ZM191 172H194L193 174L191 173ZM195 172H197V173H199L198 174V176L195 174ZM208 172V173H207ZM226 172V171H225ZM242 172H244L245 173V175L247 174L250 178H248V176L246 175H243V173ZM182 173V174H181ZM189 173H190V175H189ZM240 176H239V175ZM193 175V176H192ZM197 178H196V177ZM246 178L247 180H244V178ZM263 176V177H262ZM205 177V176H204ZM236 177V180H234L233 181V179ZM240 177V179H237V178H239ZM200 178V177H199ZM213 179H215L216 178V176H214V177H212ZM219 178V179H218ZM242 178V179H241ZM255 178V179H254ZM229 179H230V182H229ZM249 179V180H248ZM221 180V179H220ZM228 180V181H227ZM231 180H232V182H231ZM226 182V183H225ZM228 182L231 184V186H229L228 185ZM237 182V183H236ZM253 182H256L255 184V187L254 186H252V184L254 185V183ZM225 183V184H224ZM233 183H234V185H233ZM220 185V186H219ZM225 185H228L227 187L225 186ZM170 187H172V186H170ZM240 187V186H239ZM238 187V188H239ZM173 188V187H172ZM172 188H168V191H165V193H164V195H162L164 198H162V199H164V200H162V199H160V203H161V200L163 201V202H166L167 203V201H165V200H167L166 199V197L168 196H170L169 194H167L168 192H169V190L170 189H172ZM217 188V187H216ZM254 188H255V190H254ZM218 189V188H217ZM251 189V190H250ZM174 190V189H173ZM241 189H239V191H240ZM249 190L251 191V192H249ZM220 191V190H219ZM257 191H258V193H257ZM263 192H264V189L262 190ZM173 192L174 191H171V193L173 194ZM181 192H183V193H181ZM262 192V193H263ZM177 193V194H176ZM228 193V194H227ZM257 193V195H255ZM175 194H176V196H175ZM175 194H173L172 196H171V198L170 199H173V197L175 196V197H177V199L179 200H177V202H176V200H175V202H176V207L178 206V204H179V206H180V208L182 207V204H184L185 203V206L186 207H182V208H186L187 210H188V212L191 210V206H189L190 205V202L188 201L189 200V198L187 197L188 195V191H187V189H185V188H181V189H179V190H176V192H175ZM181 194V196H182V194H183V196L185 197H183L184 199H181L180 197H179V195ZM254 195V196H253ZM263 195V194H262ZM261 194L259 195V197L260 196H262ZM224 196V195H223ZM229 196H231V197H229ZM249 196H248V198H249ZM161 198V197H160ZM261 198V197H260ZM263 198V197H262ZM170 199H168V201L170 200ZM251 199V198H250ZM257 200L259 199V198H256ZM255 199V200H256ZM159 200V198L156 200V202L154 201V203H153V201L152 202H150L149 203V208H150V205L153 203V205H155V206H153L152 207V205H151V208H150V210L152 211V208L154 209V211H153V213H158V214H156L155 215V219H153V222L152 223H154L155 225H157V226H155L154 228H157V229H154L155 231L157 230L160 234H159V240H160V242H159V244L157 243V244H155L156 242H158L156 239V242L154 243L153 242V239H151V242L152 243H154L155 245H160L161 244V246H153V244H152V247H149V248H151L152 249V251H151V249H150V251L148 250V252L149 253H151V255L148 253V252H146L145 251V248H148V246L146 247V245L147 244H145V246L143 245L144 243H143V241H149V240H145L144 239V237H143V241L142 242H140V245L142 244V249H144L142 252H139V254H138V256H140V255H143V256H145V258L144 257H140V259L142 260V261H145V260H147V264H151V263H153V264H155L156 263V261L158 260L159 261V259L160 260H163V258H164V260L163 261H166V263H164V264H169V262L167 263V260L168 261H170L171 259L173 260V258H169L170 256H167V255H165V254H167L166 252H168L170 255H172V257L174 256L173 254H175V256L177 255L178 256V254H176V253H174V251L175 252H177L176 250H178V251H180L179 253H181L182 251H184V250H193L194 248H192L187 242H190V240H189V238H187V236H184L185 237V239H186V241H185V239L183 240V236H182V234L181 235H179L180 236V238L182 239H180L179 238V236H178V234H180L181 232H180V230H182L183 229V227H184V225L183 224H185L186 222H187V220L186 221H183V223L181 224V225H183V227L180 225V226H178V227H175L176 228V230H175V228L173 227L172 229H174V230H172V229H170L171 227H170V223L168 222V221H170L171 222V219H167L166 221H167V223H169V225H168V227H169V229H167V226L165 225L166 224V222H165V224H164V221L163 220H165V219H163V217H161L160 215V213L162 212V208H161V204H156L157 203V201ZM184 200V201H183ZM232 200V199H231ZM182 201L184 202V203H182ZM187 201H188V205H187ZM260 201V200H259ZM263 201V200H262ZM173 202H174V200H173ZM180 202V203H179ZM250 202H251V200H250ZM172 203V202H171ZM171 203H170V201H169V203H168V205H170L171 206ZM181 204V205H180ZM173 205H174V207L173 206H171L172 207V209H170L169 211H166V208H165V206L167 207V204H165V203H163V205H162V207L164 206V210L168 213V212H170L171 214H173L174 212H172L173 211V209L175 208L176 209V212H177V209H180L179 208V206H178V208H176L175 207V204L173 203ZM250 205H252V206H256L257 205V202L256 203H252V204H250ZM170 206H169V208H170ZM187 206H188V208H187ZM161 209H160V208ZM158 208V210L160 209L161 211H160V213H159V211L158 210H156V212H155V209H157ZM168 209V208H167ZM165 211H164V213L162 212V214L165 216ZM176 212L174 213V214H176ZM187 212V213H188ZM160 214V215H159ZM167 216H168V214H166ZM170 215V214H169ZM159 216V217H158ZM166 216V217H167ZM170 216H172V215H170ZM169 216V217H170ZM156 217H158V218H160L161 219V221H162V223L160 222V219H157ZM169 217H167V218H169ZM173 217H174V215L171 217L172 219H173ZM185 219H186V217H184ZM163 219V220H162ZM184 219V220H185ZM156 220H159V222L161 223V225H160V223H158ZM155 221L157 222V224L155 223ZM152 223H150L149 225L150 226H153V224ZM188 223V222H187ZM185 224V226H187L188 224ZM172 224V223H171ZM147 226V231L146 232H144V236H146V234L145 233H147V236L148 235H153V234H155L156 232H154V230H151V228L152 227H150V226ZM160 225V229H159V226ZM164 226V227H163ZM174 226H175V224H174ZM177 226V225H176ZM189 227H190V225H189ZM150 230H149V229ZM165 230H168V232H170V233H166V231L163 233V231H164V229ZM178 228V229H177ZM185 228V227H184ZM187 229H188V227H186ZM186 228H185V232H186ZM159 229V230H158ZM162 229H163V231H162ZM180 229V230H179ZM170 230H172V231H170ZM150 233H149V232ZM161 231V232H160ZM173 231H175L174 233H173ZM177 231H179V233H177L176 234V232ZM184 231V230H183ZM158 232H157V234H155V236H157L158 235ZM185 232H184V234H185ZM149 233V234H148ZM153 233V234H152ZM162 234V235H161ZM163 234H164V236H163ZM166 234V235H165ZM168 234V235H167ZM170 234H173V236H178V238L175 236V241H177L178 240V243L176 242V244H177V246H176V244H175V241L173 240H171L172 242H169V240L167 239V240H165V238H168L167 236H169V237H171V235ZM161 235V236H160ZM151 236H149V239L150 238H153V237H151ZM154 236V237H155ZM164 237V238H163ZM147 238V237H146ZM148 239V238H147ZM157 239H158V236H157ZM165 240V244L166 245H163L164 244V242H163V240ZM169 239H171V238H169ZM168 241V242H167ZM184 241H185V243H184ZM171 243V244H169V245H172V247L171 246H169V245H167V243ZM149 243H150V241H149ZM182 243V244H181ZM151 244V243H150ZM178 244H180V245H182V246H180V245H178ZM185 244H186V246L187 245H189V247L186 249V247H184L185 246ZM139 245V247L141 248V246ZM175 247H174V246ZM145 248H144V247ZM149 246H151V245H149ZM167 246L169 247L168 249L170 250V251H168L167 250ZM154 247V248H153ZM157 247L160 249L161 248V250H159L158 249V251H157ZM163 247H164V250H163ZM170 247L171 248H173V249H170ZM178 247V248H177ZM181 247H183L184 248V250H182L181 249ZM190 247L192 248V249H190ZM148 248V249H149ZM141 249V250H142ZM153 249H155V250H153ZM141 250H139V251H141ZM166 250V251H165ZM171 250H172V252H171ZM174 250V251H173ZM157 251V252H156ZM163 251V252H162ZM164 251H165V253H164ZM195 251V250H194ZM194 251H192V252H188L187 251V253H186V251H184L186 254H191V256H193V252ZM146 252V253H145ZM153 252H156V254H158V255H160V257L162 258H160L158 255H157V260L155 261V259L156 258H154L155 257V254H153ZM171 252V253H170ZM184 252H182V254L181 255H183V253ZM140 253H142V254H140ZM146 254V255H148V256H150V257H148V256H146V255H144V254ZM148 253V254H147ZM173 253V254H172ZM178 253V252H177ZM162 254L165 256H162ZM154 256V257H153ZM175 256H174V259H175ZM176 256V258H178ZM184 256V255H183ZM185 256H187V255H185ZM189 257H191L190 255H188ZM187 256V259H182V260H185V261H187L188 260V262H191L192 261V258H190L189 259V257ZM138 258V257H137ZM148 258H151L150 260L148 259ZM165 258H167V259H165ZM139 258H138V260H140ZM145 259V260H144ZM154 260V262H150L151 260ZM152 260V261H153ZM157 261V262H158ZM160 262V261H159ZM159 262L157 263V264H159ZM145 264V263H144ZM160 264H163V263H160Z\"/></svg>",
    "mask_w": 264,
    "mask_h": 264
},
{
    "label": "snow or ice",
    "instance_id": "3",
    "mask_svg": "<svg viewBox=\"0 0 264 264\" xmlns=\"http://www.w3.org/2000/svg\"><path fill=\"white\" fill-rule=\"evenodd\" d=\"M164 62L163 56L159 58H153V60L146 62L145 68L139 70V77H144L148 74V71L153 67H159L160 64ZM105 118H110V116L105 113ZM171 189L169 192L171 193ZM187 214V209L186 208H180L176 212V214L173 217V224L179 226L182 224L185 215ZM139 229H133L126 237L125 239V247L124 250L121 254V258L111 262V264H144L143 261L138 260L136 257L139 252V245H138V240H139ZM169 264H200L198 261H192L188 262L179 258L173 259L169 261Z\"/></svg>",
    "mask_w": 264,
    "mask_h": 264
}]
</instances>
